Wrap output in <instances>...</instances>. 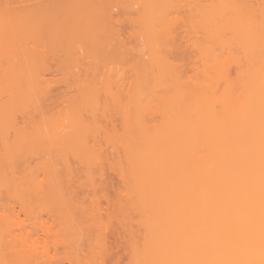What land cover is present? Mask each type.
Masks as SVG:
<instances>
[{
  "label": "bare ground",
  "instance_id": "bare-ground-1",
  "mask_svg": "<svg viewBox=\"0 0 264 264\" xmlns=\"http://www.w3.org/2000/svg\"><path fill=\"white\" fill-rule=\"evenodd\" d=\"M23 1L24 0H19V2H23ZM112 1L111 0H47V1H45L41 6L42 9L40 11V14L38 15V18L29 19L26 21V23H29V24H32V26L38 27V32H35L34 34L29 35L25 39L27 42L25 41V44L23 42L22 48L20 50L17 49L16 47H14V45H12V43H10V41L9 42L6 41L7 45L5 43V49H6L5 51H7V52H4V53L2 51L0 52V65H2L3 62H6L7 64L10 65V68L7 67V69H4V71H2V69H1L0 74L2 73V76L4 74L6 76V78H8V79L10 77L14 81H18V80L20 81V76L25 75V78H24V76L21 77V81H28L29 83L33 82V81L38 82V85H37L38 86V92H37L38 99L37 100H38V107H40V109L38 108V111L40 110L39 112H41V113H43V112L45 113L47 111L52 110L49 108V106H51V105H49L50 103H52V105L54 104L55 106L56 105L58 106L61 102L62 103L64 102V103H66V108L63 110H62V108L61 109L57 108L58 109V110H56L57 113L60 111L61 112L62 111H64V112L71 111L73 113V111H76V113L78 112L80 114L81 112H84V111L88 112L89 111V113L93 112L95 115V111L98 110V108L100 106V102H99L98 98H96L94 95L90 94V93H93L92 89H90L89 91L87 90L88 96L86 98L87 93L84 90H86L88 88L85 84H81L83 86L82 87L83 89H80L82 91H80L81 93L79 95L81 97L85 95V98H86L85 101L82 100L81 97H80V99H81L80 102L77 101L78 99L75 102L74 101L72 102V99H70V98L66 99V97H64V96H66V93H67V92L64 93L66 91L65 90V91H62V93H64L65 95L64 94L61 95L60 93L58 94V96L59 95L61 97L63 96L64 99L60 98V96H59L60 99L59 98L56 99V95H55V100H51L52 99L51 98L50 99L51 101L49 100L50 102L47 104V106H44L45 105V99H42V98H45L49 94L48 91H50L49 89L52 87H50L51 83L49 81L43 80V74L48 73L53 69L52 64H54V65L57 64L58 66L56 65V68H57L56 70H58V71L62 70L63 72L60 71V73L61 74L63 73L61 75L63 77L58 78V80L56 79V81H54L53 84H58V83L60 84L61 82H62L61 84H64L65 82H66L65 84L70 83L69 79L67 78V76L69 74L64 73V72H67V70L69 69L67 65L70 63V57H72L75 54L74 51L68 50V48L71 47L70 46L71 44H72V46H74L73 43L74 44L75 43L80 44L81 42L82 43L85 42V44L88 46V48H89V46L92 47V49H87V47H86L87 50H92V51H87V53L91 52L88 55L91 56V54H93L92 52L95 50L94 52H96V54H93V56L97 57L98 54H99L98 56H100V54H101V57H98V58L101 59L104 57L106 60L105 59H101V60L106 61V64H108V63L110 64L111 61L112 62L116 61V60H114L116 58L115 54H117L118 57L120 55V58L118 60H121L122 54H123V57L127 54V53L125 54L126 50H125L124 46H122L121 48H124L125 52L123 49L120 50L121 48L119 46H121V44H119V46H118L119 48L117 47L119 49V52L116 50L117 48L116 49L114 48L115 45H114V47L112 45V44H114L113 42H114V37L116 35V31H117V34L119 33V31L123 32V29H121L122 27L121 28L118 27L120 25L122 26L123 20L119 16H118L119 18L115 17V15H116V13H118L117 15H122V16L128 18L127 15H131V11H133V10L130 6H129L130 7L129 8L130 10H129V9H127L128 6L126 7L123 5V4L129 5V4H126L127 2L121 3L122 1L115 0L113 3ZM125 1H128V0H125ZM166 1H164V0L160 1L159 0V3L164 2V4H165ZM174 1L168 0L167 1L168 3H166V4H168V5H166L167 7L163 4V5H161V8H159L160 7L159 5L161 3L160 4L157 3L158 0H155V1L151 0V2H150L151 4L148 3V0H146V2L143 1L144 3L143 2L141 3L142 7H140L141 4L139 5V3H138L139 6H136L137 4L135 6L138 7L139 10H141V12H143L142 14H144V15H142L137 9L136 11L139 13H137L136 18L132 19V21L135 19L136 20L139 19V21L137 20L138 21L137 25H141L140 21L142 20L144 23V24H142V27L146 24L144 29L147 30V28H148V30L146 32L151 30L149 28L150 26H148L147 23H149V22L151 23V25L153 27L152 30L155 31V32L153 31L154 35H158V37L160 36L162 41H160V38H156V36L148 37L150 39H148V38L147 39L150 42L149 43L150 45H151L152 41L153 42L155 41L154 39H156L155 42L159 41L158 43L161 45V47H159L160 46L159 45L157 48L158 49L157 51L160 52V50L161 49L162 50L160 53L157 54L156 59L159 60L160 58H162L161 59V61H163L162 66L167 65V66H165L167 69H161L162 71L160 70L159 73L160 74H162V72L164 73V70H166L167 72L171 71V73H169V76H170V74L171 75L173 74L174 76H176V77L170 76L171 79L174 78L175 80H177L180 77H181L180 79H182V80L184 79L185 84H184V81H181V82H183V84L181 82L177 81L178 83H181V86H179L180 84L177 85L178 87L176 85H174L176 89L174 88V86H173V88L177 91L178 90L181 91L182 95H184L186 98H189L190 96H192V92H190V90H192V88H197L196 85L199 87V84H197L198 82L195 81L196 80L195 76L193 77V75H191V76L186 75L188 80H189L188 76H190V78L195 79V80L194 79L189 80L190 81L189 83L191 85L188 84V80L185 79V76L181 73H185L186 71L188 72V70H186L188 68H189V70L191 69L190 62L188 60H190V58H192L191 55L193 54L192 52L194 51L196 46L200 47V43L198 44L199 41L197 42V45H196V40L192 39V37H191V35L193 34L192 32L195 31V29H196L195 27L198 25L195 26L194 20L191 21L192 18L191 19L189 18V20L187 18V16L192 12H189L188 15L183 13L184 14V18H183L182 12L180 14L179 11H180V9L182 11L184 9V7H186V6H188V10L191 11L192 9L195 8V6L198 8V7L202 6V4L200 5L201 0L199 2H195V3H194V1H196V0H186L187 2L185 0L184 1L181 0V2H184V3H181L178 0H174ZM188 1H190V3ZM213 1L211 0L210 5H212ZM217 1H216L217 5H214V6L212 5L213 7L209 5L210 7H208V8L212 7L213 9H216L217 6L220 5L218 3L224 4L222 2H217ZM248 1H250V0H247V2ZM117 2L120 4L119 6L121 7L122 10L118 6ZM185 2L188 5H186ZM128 3H130V1ZM146 3H148V4H146ZM191 3H192V5H193V3L195 5L191 6L190 5ZM198 3L200 6L198 5ZM228 3H231V2L229 1ZM248 3H250L249 5L252 6L251 1ZM154 4L157 6H155ZM244 4H245V1H244ZM130 5L133 7L132 3ZM205 5L203 4V6H205ZM143 6L147 10V11L145 10L146 11L145 13L143 11L144 10ZM153 6H155V7H153ZM116 7H117V9H116ZM190 7H192V8L189 9ZM220 7L221 6H219L218 8H220ZM156 8L158 10L159 9L162 10L165 8L166 11L168 12L166 14L169 15L168 16L169 18L165 17L166 18L165 21H167V22H165L166 24L164 23L162 25L163 27L161 26V24H162L161 20L164 21L165 18L163 17V18H161V20L158 19L159 20L158 23L161 22L160 28H162L163 30L162 29L159 30V29L155 28L156 27L155 24H158L155 22L158 21V20H156L158 17L159 18L161 17L160 14L163 15L166 11L164 9L163 11H165V12L160 13L159 14L160 16L157 17L156 15L160 11L157 12ZM153 9H155L157 13L155 12V10L152 11ZM128 12H130V14H128ZM133 12H135V10ZM148 12H152L151 17H153L152 15H154L153 18H155V19L152 20V18L149 17L151 19L149 21V18L147 17V15L150 16V14H147ZM175 12L176 13L179 12V15L178 14L174 15L173 13H175ZM154 13H156V15ZM169 13H172L171 15H173V16H171ZM138 14H139V17H138ZM140 14L143 17V19L140 18L141 17ZM163 16H166V15H163ZM178 16L180 17V21L181 20L184 21L187 18L188 21L185 20L184 23L189 24V26L194 25L193 27L191 26L193 29L192 32L189 33L187 31L188 32L187 38L189 39V41L186 40L187 41V43L185 44L186 46L185 45L182 46L181 45L182 43H180L181 42L180 40L183 39L182 42L184 41V36L182 35L183 36L182 38L181 37L178 38L179 37L178 33L180 34V32L177 33L176 31H174V28L176 27V25L180 24ZM189 17H192V15H190ZM119 19L122 21H120ZM146 19H148V20H146ZM144 20H146V21L144 22ZM137 21H135V23H137ZM186 21L187 22L191 21V24L187 23ZM120 22H121V24H120ZM139 22H140V24H139ZM126 23H128V22H126ZM116 26H117V30H116ZM157 27H158V25H157ZM183 27H184V25H183ZM139 29H140V27H139ZM179 29H180V27H179ZM176 30L178 31V29H176ZM114 31H115V33H114ZM99 32L102 34H100ZM122 32H120L118 34V36H120ZM141 33H142V31H141ZM111 35H113V36H111ZM118 36L116 35L115 41H116V38ZM188 36H190V37H188ZM162 37L164 39H162ZM110 38H113V39H110ZM190 38H191V40H190ZM118 39H120V40H118V42L120 41L122 44H125V40L127 39V37L124 38L125 39L124 42H122L123 39L121 38V36H120V38L118 37ZM121 39H122V41H121ZM28 40L29 41L31 40V42H28ZM30 43H32V44H30ZM82 43H81V47L83 45ZM163 43L165 44V46L164 45L162 46ZM203 43H205V41ZM78 46H80V45H78ZM189 46H191V47H189ZM162 47H165V49ZM203 47L205 48V46H203ZM8 48H9V50H8ZM207 48H209V47H207ZM207 48H205V49H207ZM27 49H28V51H27ZM192 49H193V51H192ZM197 49H199V48H197ZM201 49L202 48H200L198 51H200ZM205 49L203 52L202 51L198 52L199 56L205 57L208 54V49H207V51H205ZM60 51H61V53H60ZM81 51H82V49H81ZM203 53H206V54L204 55ZM219 53H220V56H219V59L217 60L219 63L216 62L217 65L214 66V69L219 70L221 72V71H223L222 70L223 67H225L224 66L225 64L222 65V63H224V62L227 63V62L225 61L226 59L225 60L221 59V53L222 52H219ZM74 56H79L80 58H83L82 55H78V54L74 55ZM93 56H91V57H93ZM79 57H75V58H79ZM75 58H74V60L76 61ZM174 58L175 59L180 58L179 62H178V59L176 61ZM194 58H196V57L194 56L193 59ZM200 58H202V57H200ZM122 59L125 60V58H122ZM185 59L187 60V62ZM202 59H204V58H202ZM194 60L196 61V59H194ZM194 60H193V62H194ZM229 60H230V58H229ZM191 61H192V59H191ZM220 61L221 62L223 61V62L221 63ZM96 62H98V61H96ZM96 62H94V60H92V63H96ZM193 62L191 64H193ZM204 62H206V60L205 61L203 60V63ZM127 63H128V61H127ZM151 63H153V62H151ZM106 64H105V66H106ZM188 64H189V66H188ZM205 64H207V62L204 63L203 66ZM211 64L212 63H210V65ZM227 64H228V66H230L229 63H227ZM78 65H80V64H78ZM185 65H187L186 66L187 68L185 67ZM66 66H67V68H66ZM137 67L139 68L138 65L136 66V69H137ZM165 67H163V68H165ZM216 67L217 68L219 67V68L216 69ZM221 67H222V69H221ZM157 68L158 67H156V69ZM65 69H66V71H64ZM107 69H108V67H107ZM168 69H169V71H168ZM202 69L205 70L207 68H206V66H204V68H202ZM208 69H209V67H208ZM204 70L200 69L199 72L202 73V71H204ZM225 70H226V68H225ZM52 71H54V70H52ZM133 71H135V69ZM207 71H209V70H207ZM100 72H101V70H100ZM206 72L204 73L205 80H206V75L208 76V73L206 74ZM68 73H70V71ZM160 74H156V77L157 78H158V76L160 77ZM179 74L183 75V76H180ZM72 75H73V72H72ZM72 75H70V76H72ZM75 75H76V72H75ZM75 75H73L74 78H75ZM70 76H68V77H70ZM72 77H70V78H72ZM99 77H101L100 74H99ZM152 78L154 79L155 76L154 77L152 76ZM61 79H64L65 82ZM65 79H68L69 82H67V80H65ZM51 80L53 81V79H51ZM157 80H156V85L157 84L159 85L160 83H158ZM159 80H160V78H159ZM186 80H187V83H186ZM6 81H8V80L6 79ZM71 81H72V79H71ZM139 81H135L136 84L134 82L131 83L132 85H130V86H132L131 87L132 93H128V90L126 91L121 86L118 87L117 92H115L114 89H112L113 84H112V82H110V79H109V81H108V79H107V81H105L106 82L104 84L105 86L103 85L105 87V92L103 91L105 94V98L101 103L103 113H104L103 114V120H104L103 124L100 122L98 117H95L93 115V113H91L93 115V118L90 121V123H89V121L85 122L82 119V116H79L76 118L73 116V117H70V119L72 118L70 120V119H65L62 117H60V118L52 117V116L47 117L44 115V117H42L41 119H38V151H37L38 155L34 154L33 149H32L33 152L30 154L29 151H32V150H30L32 147L30 146L31 148H29V147H26V145H25L26 148H23L24 145L22 147L20 146L21 147L20 149H23L22 151L16 150V152H15L14 148L11 147L10 144L6 140V142H7L6 144L8 147L3 148V146H2L0 148V191L2 190L1 188L4 189L5 186H3V185L7 186L9 182H10L11 186H14V189L16 191L19 192V190L21 188V191L24 193V196H23L24 198L23 199L20 198V201H22V203H23L22 211L25 212L29 218H31V216H32V211H30V208H29V204L31 205V203H29V202L30 201L31 202L32 201L37 202V204H38V226H36V227L34 226V231H35V233L38 234V241L36 238L33 237V229L32 230H26L24 233L19 235V237L16 234H14L13 226L15 224H19L21 226V225H25V223H24V221H20L23 223L16 221L14 219L11 211L8 212L6 210H1L2 205H5V204L0 202V264H29L31 262L30 257L33 255V253L34 254L36 253L35 251L37 249H38V252L35 255L38 257V264H65L66 261L69 264H109V262H110V264L112 262H113L112 264H120V263H123V261L121 259H123L125 257V256L124 257L122 256L123 251L121 250V246H122L123 250H125L124 255H126L127 253H128V255H134L135 252L137 253V249H138V247H137L138 242L137 241L138 240L136 239L137 236L134 234L135 230H134V228H132V226H131L132 224L129 223L128 225L127 224L122 225L119 223L121 226H123L125 228V229H122L120 231L117 228V226L114 225V220H115L114 217H117L116 213H115L116 212L115 208H117V206L115 205L116 197H118V201H117L118 208L121 209V201L127 200L128 199L127 197H129L128 193H127V186H128V183L130 182L131 179L135 178L136 176H141V177H144L145 179H150L151 177H154V176L155 177L164 176L163 178H169L170 179V178H173L177 175V173H178L177 170H179V167H180V165H179V163H180L179 158L180 157L178 156L180 148L178 149L177 139L179 138L180 135L184 136L183 133L182 134L180 133V132H182L181 130L184 126L182 124H180V125L175 124V125L171 126L170 120L171 119L176 120V117L180 116L179 113H181V112L183 114H187V116H189V113H190L188 111V104H187L188 102L190 103L189 100H187L188 102H186V103L184 102L185 104L183 103V101L185 99L182 100L183 105L181 104V102H179L180 104L178 103V100L179 101L181 100L180 99L181 97H179L180 96L179 91H178L179 94L173 93L174 96H176L177 94L179 96L177 95L178 96V97L176 96L177 98L173 97V102L171 101L172 105H173V103H175V101H176L174 99H177L175 104H177V106H179V107L173 106L172 108H174V107L175 108L173 109V111L171 108L170 109L171 112H168V110H167L168 114L171 113V115L169 114L167 117L165 116V115H167L166 112L164 113L163 110L160 111V109L157 110V108L153 109L154 105H156V104H157V107H159V108L161 107V106H158L162 103L160 101L161 98H157L159 96L158 94H157V96H156V94L154 95V97L157 98L158 102H157V100L152 99L153 96L150 98L148 95L149 99H152V100H150L151 103H152V101H153V103L156 102L154 105H153V103L150 104L147 97L146 98L148 101L144 102L145 104H147V107L149 104H150V106L153 105V107L149 106L148 109L141 108L139 105L140 104V99H139L140 94L138 96L139 98L136 97L137 96L136 93H138V92L140 93V91L142 90V87L140 85V83L142 81H140V83H139ZM192 81H193V83H195V87H193L194 85H193ZM29 83L27 85H29ZM80 83H83V82H80ZM12 84H10L11 87H13V86H16V87L20 86L19 88L23 87V85H21V84H23V82H21V84L16 83V85L14 84L13 86H12ZM142 84H144V83H142ZM154 84H153V86H154ZM135 85H136V89L133 88V87H135ZM209 85H211V83ZM1 86H4V84L0 85V89H1ZM29 86L32 87L31 85H29ZM66 86H68V85H66ZM153 86H151V88ZM191 86H192V88H191ZM24 87H23V90H24ZM98 88L99 87H97V85H96V90ZM151 88L149 90H151ZM9 89H11V88H9ZM17 89L18 88H16V90ZM32 89H33V87L30 90H32ZM100 89H98V90L100 91ZM102 89H103V87H102ZM102 89H101V91H102ZM138 89H140V90H138ZM13 90H15V89H13ZM199 90H201V95H203L204 94L203 89H201V87H200ZM20 91L22 92V89ZM83 91L85 92V94ZM93 91H94V89H93ZM16 92H15V94H16ZM129 92H130V90H129ZM51 93H52V91H51ZM81 94H83V95H81ZM89 94L91 95V97H89ZM147 94H148V92H147ZM16 96H19V95L17 94ZM16 96H15L14 100H12L13 102L11 101L10 104L12 103V105H14L13 103H16V101L19 99ZM39 96L40 97L43 96L41 98L42 100L39 99ZM187 96H189V97H187ZM258 97L261 99L258 100L257 98H255V99H257L256 102L258 101L259 104H262L261 105L262 108L258 107L259 104L258 105H257V103L255 104V102L253 101L254 99H252V101L250 100L252 102V104H250L251 106H249L250 109H251V107H254V105H256L255 106L256 111L254 110V112H253L254 114L252 116H249L250 117V118L248 117L249 119H247V117H245L246 119L244 120L245 123L248 120L247 123L250 124V126L252 125V127H250L251 129L248 128V131H246L245 133H241V134L239 133L238 134L236 127H235V130L233 128H230L231 131L229 132V134H230L229 136H231L230 139L232 141L231 142L232 146L229 147V149H228L229 163L227 165L228 166L227 177L224 179L221 175H219L218 181L215 182V179L212 180V182H214V183H213V187H212L213 193L211 195L207 196V194L204 195L200 192L201 194H198L194 198V199H197L198 204L196 205L197 208H195L196 203L194 204V208L197 209V211H195L196 213L193 211V213L195 214V218L194 219L192 218L191 225H190V219H191L190 218V212H192L191 210H193V209H191V210L189 209L190 205H191L190 203L192 202L190 197L184 196V198H183V201L186 204V205L185 204L184 205L189 207L188 210H190V211L188 212L187 207L182 209V210L181 209L178 210L176 208L174 209L172 204H171L172 205V207H171V205L169 203L174 200L173 199L174 196L173 197L170 196L169 195L170 192L167 193L168 195H166V196L164 195V198H162L163 202H166L167 204H169V206H167L168 208L166 207L167 209H165V208H164L165 210L163 209L164 212L162 211L163 214H162V219H161L162 221L161 222L163 225L160 224L159 227L155 225L154 226L155 228L153 227V225H151V227H150L151 229L148 228V231L150 234L156 233V231H157L156 235L161 234L160 238L162 237L161 239L160 238L158 239L157 238L158 236L156 237L154 235V238L158 239V240H155V239H152L153 235H151L152 238L149 235L148 240H150V239L153 240V241L152 240L148 241V242H150L148 244V246L150 245V248L152 249V251L155 250L156 252L160 253V251L170 249L167 247H169V245L171 247V244L173 243V242L171 243L172 239L173 238L176 239L177 236H178V239H180L177 242L184 240V243L186 244V246H188V245L190 246L191 244H187V242L189 241L188 237L190 236V231H192L194 229L193 233L194 234L197 233L198 237H200V238H198L199 240L195 244L199 243L198 244L199 246H200V244H202L203 246H200L202 248H199V247H197V245H193V246H195L194 250L195 249L196 250L194 252L193 247H192L193 252L191 254L196 255L195 254L196 251H197V254H199V252H200V254L203 253V256L204 255L206 256V258H205L206 260L205 261L202 260L201 264H264V93L261 97L260 96H258ZM137 98L139 99V103L136 101V100H138ZM20 100H22V99H19V101ZM30 101H31V99H30ZM42 103H44V104H42ZM158 103H160V104H158ZM186 104H187V106H186ZM3 105L4 104L1 102L0 107H3ZM181 107H182V109H181ZM16 111H17V109H16ZM176 111H177V113H176ZM10 112H12V111H10ZM71 112H70V114H71ZM117 112H119L118 114H119L120 120H121V121H119L118 125L116 123V118H117L116 113ZM57 113L55 112V114H57ZM162 113H164V114H162ZM172 113H174L173 117H172ZM183 114H181V116L178 117L177 120L179 118L182 119L184 116ZM175 115H176V117H175ZM157 116H160V117L163 116L166 118L165 119L159 118L161 123H160V121L155 122ZM16 117L13 118V116H12L10 118L12 119V121L14 120V122H16V119H15ZM170 117H172V118H170ZM1 119L2 118L0 117V124H2V122H3V120H1ZM162 120L169 123V124L163 122ZM185 120H186V118H185ZM31 121H33V120H31ZM157 121H158V119H157ZM28 122H26V123L28 124ZM36 122H37V120H36ZM36 122L34 121L33 123H36ZM77 122L79 124H77ZM83 122L86 123L85 124L86 126H84V127H83V124H84ZM8 123L10 124V122H8ZM158 123L162 124L163 128L162 127L159 128ZM17 125H18V123H17ZM25 125L20 126V128L18 127L19 130L20 129L21 130L17 135H19L20 138L23 137L25 142L29 143L28 139L35 138L37 132L35 134L30 133L28 131V128L24 127ZM0 126L2 127L3 125H0ZM74 126L77 128L74 129ZM159 126H161V125H159ZM118 127L122 130L120 131V129ZM165 127L166 128L168 127L170 129V131L168 130L169 131L168 132L167 131L168 128L165 129ZM185 127L190 128L188 125ZM247 127H249V125ZM32 128H34V127L32 126ZM100 128H101V130H104V133H105V135H104L105 138L104 137L103 138L106 139L105 140L106 141V147H101L99 145H98L99 146L98 147L96 145L97 142H99V140L96 139V138H98L96 135H98L100 133L99 132ZM4 129H5V127H4ZM165 132H167V133H165ZM157 134H158V136H159V134L160 135L162 134L163 137L165 135V138L167 136V143L169 142L168 144H170V145H168V144L166 145V147L168 149L164 148L165 151L163 152V154H165L167 157V164L163 163V164L158 165V166H160V168H162V171L160 170L159 172H156L157 170L154 171V169H153L154 165H152V162L150 161L149 157L137 159L136 157L132 156V153L134 152V149L132 148V142L133 143L135 142L137 144L139 143L138 145H142V142L144 140H146V138H148L149 136H152V135H157ZM187 134H189V133H187ZM198 134H200V133H198ZM170 136H172L171 137L172 139H170ZM89 139H91L93 142L89 143ZM21 140H22V138H21ZM239 140L244 142L245 144H243V146H239V144L236 145V142ZM1 141L3 142V139ZM95 141H97L96 144H95ZM116 142H118L117 145H119V147L118 146L115 147ZM27 145H30V144H27ZM110 146L112 148L111 151L109 149ZM166 150H168V151L166 152ZM114 151L117 152V154H118L117 155L118 159H116V160L114 159V153H113ZM147 153H150V154H148L150 156L152 152L147 150ZM121 154H123V155H121ZM34 156L35 157L38 156V159H39L38 160V174H37L38 175V181H34L32 179H26L25 180V177H29L30 174L32 175V173H33L32 169L36 167V166L33 168L29 167V164H26L27 166H25V167L30 168L29 170L27 169L29 172L26 173L27 170L25 171V173H26L25 177H24V174L21 175L24 177V181L23 180L22 181H20V180L19 181L18 180L17 181L16 180H9V177L11 175L12 176L15 175V173H14V171L16 170L15 168H17L16 167L17 165H20L19 163L21 161L26 163V162L30 161L32 158H34ZM72 157L76 158V159L80 158L82 164L80 162H79V164H81V166L78 164L75 165L74 163H72ZM219 161H217V162H219ZM215 164L219 165L220 163H215ZM82 165H84L86 167V169H83ZM221 165L222 164H220L219 166H221ZM105 167L112 172H116V171L118 172L120 179H122L121 180L122 183H120L121 185L119 183H117V184H119V185H117L118 187L115 186V183L112 182L111 177L109 176L110 173L107 174V172H105ZM138 168H141V169L143 168L144 172L138 171ZM221 168H223V167L221 166ZM9 172H11V175H9ZM40 173H42L43 177L42 176L40 177ZM82 175L85 178H82L81 177ZM163 178L161 177L162 180H163ZM166 183H169V186H170V182H166ZM204 185H202V186H204ZM122 186H123V188H122ZM167 187H168V185H167ZM18 188H19V190H18ZM169 188H171V187H169ZM206 189H204V190H206ZM199 190H197V192ZM22 192H20V193H22ZM172 192H174V191L172 190ZM205 193H207V192L205 191ZM12 194H13V192H12ZM16 197H17V195H16ZM33 197H35L37 199V201L34 200ZM17 198H19V195ZM87 198L90 199L89 200L90 205L85 207V206H83L82 203H83V200H87ZM103 199L107 202L106 211H104L102 208L100 209V204H101L100 201ZM189 199H190V201H189ZM35 202H33V204ZM174 202H176V201H174ZM187 202H188V204H187ZM162 204H164V203H162ZM110 205H112L111 206V208H113L112 210L110 208ZM164 206H166V205H164ZM162 207H163V205H162ZM34 212H35V210H34ZM98 212H99L100 216L102 214L105 215L106 219L105 220L103 219L99 222H97V220H94V218L96 219V216L98 219V217H99ZM120 213H122V211L119 212L118 214H120ZM124 213H126V212H124ZM124 213L120 214V216H122L123 219H121V220L119 219V221L122 223V221L124 220L126 223H128L129 221L126 219L128 217L127 216L128 214L127 215L125 214L126 215L125 216V215H123ZM157 213H154V214H157ZM43 214H47L49 216L48 218L51 219V222H50V220H48V218L43 219V217H42ZM32 217H35V215ZM177 217H178V219H177L178 223L174 224V222H177L176 221ZM89 219L90 220L93 219L94 221H90ZM193 220H194V222H193ZM158 222L160 223V220ZM163 222H166V225ZM192 223H193V226H192ZM16 228H17V225H16ZM121 231H123L124 233L126 231V233L128 232V234H129L128 235L125 233L126 234L125 238H123L124 237L123 235L121 236V239L123 238L124 241L126 240L125 243L123 240H120V241H123V243L122 242L119 243V240H117L118 243L115 241L116 237L118 236L117 234H119V232H121ZM136 231H138V230H136ZM40 234H42V236H40ZM120 235H121V233L119 234V236ZM111 237L115 238V239H112ZM85 238H86L87 242L89 243V245L87 244L88 246H86L87 249L85 248V244H84V243H87L84 240ZM118 238H120V237H118ZM186 239H187V241H186ZM173 241H175V240L173 239ZM192 243H193V241H192ZM121 244H123V245H121ZM173 244L178 245L176 243H173ZM180 245L181 244H179V246ZM186 246L184 247V249H188V248H186ZM60 247H62V248L64 247L65 251L59 252ZM52 249H54V253L51 254ZM85 249L87 252L85 251ZM181 249L184 250L183 247ZM127 250L129 252L126 253ZM173 250H174V248H173ZM130 251H131V253H130ZM169 251H168V253H169ZM165 252H163V253H165ZM188 252H190V250ZM163 253H162V255L166 256ZM152 255H153V252H152ZM172 255H174V254H172ZM172 255H170V256H172ZM182 257H184V256H182ZM165 259H166V257H165ZM197 259H198V257H197ZM184 260H186V258ZM200 260L198 261L199 264H200ZM165 261H167L169 263L170 261L173 262V259L172 260H165ZM167 262H165V263L168 264ZM172 262L169 264H174V262L173 263Z\"/></svg>",
  "mask_w": 264,
  "mask_h": 264
},
{
  "label": "rangeland",
  "instance_id": "rangeland-1",
  "mask_svg": "<svg viewBox=\"0 0 264 264\" xmlns=\"http://www.w3.org/2000/svg\"><path fill=\"white\" fill-rule=\"evenodd\" d=\"M45 1H47V0H24L23 2H19V0H0V52L1 51L3 53L7 52V51H5L6 50L5 49L6 41H8V42L10 41V43H12V45H14V47H16L17 49L20 50L22 48L23 42L25 44V41H26L25 39L29 35L34 34L35 32H38V27L32 26V24L26 23V21L29 20V19L38 18V15L40 14V11L42 9L41 6H42V4ZM114 1L115 0H113L112 2L114 3ZM120 1H122L121 3L127 2L126 4H129V5H125V4H123V5L126 6V7L128 6L127 9H129L131 7L133 11L135 10V12L131 11V15H127L128 18L124 17L122 15H117L118 13H116L115 17L119 16L123 20L122 21V20L119 19L120 21H122V26L120 25L121 22L119 24L120 26H118L119 28L122 27L121 29H123V32L119 31V33L122 32L120 36L123 39V41H122V39H121V41L124 42V40H125L124 38H126V37H127L128 40L127 39L125 40V44H122L120 41L118 42V40H120V39H118V37L120 38V36H118L119 33L117 34V31H116V35L118 37L116 38V41H115V37H116V35H115L114 42H113L114 44H112V45H113V47L115 45V47H114L115 49L119 46V44H121V46H119L120 48L122 46H124L126 52H125L124 48H121L120 50L123 49L125 54L127 53L126 55L128 57L125 54H124L125 56L123 57V54H122V58H125V60H123L122 58H121V60H118L120 58V55L118 57L117 54H115L116 58L114 60H116V61H113V62L111 61L110 64L109 63L106 64V61L101 60V59H105L104 57L101 58V59L98 58V57H101V54H100V56H98L99 54L97 53L98 55H97V57L95 56L96 58L93 56V54H96V52H94L95 50L92 52L93 54H91V56H93V57L88 55L91 52L87 53V51H92V50H87V49H92V47L89 46V48H88V46L85 44V42L84 43L81 42L83 44L82 45L83 48L81 47V43L80 44L75 43L76 45L73 43L74 46H72V44H71L70 45L71 47L68 48V50L69 51L70 50L74 51V53H75L74 55H77V54L78 55H82L83 58H80L79 56H74V55H73L74 57L73 56L70 57V63L67 65L70 70L68 69L67 72H64V73L69 74L68 76L72 75V72H73V75H75V72H76L75 78H74L73 75H72L73 77L70 76L72 78L67 76V78L70 80V86L72 85V87L69 90L68 86L65 85L66 82L64 81V79H61V80H63L65 82V83L63 82L64 84H59V85L55 86V84H53V82L56 81V79H53V78L60 77L63 73L62 74L60 73V71H62V70H60L59 73H58V70L57 71L56 70H54V71L51 70L50 71L51 73L48 72V73L43 74V80L44 81L45 80L49 81L51 83L50 87H52V88L49 89L50 90V91H48L49 94L48 95L46 94L47 95L46 97L44 96L45 98H42L43 96L42 97L39 96V99H41V98L45 99V105L44 106H47V104L52 100L51 98L54 97L56 91H58V92L60 91V94L62 93V91H65V90L66 91L64 93H66V92L68 93V91H74L75 94H79V91H78L79 89H78V87L75 84L77 82H83L81 84H85L87 86V88H88V89H86L85 88L86 86H85L84 88L86 90H84V91L87 93L90 89H92L93 93H90V94L94 95L96 98L99 99L100 106H99L98 110L95 111V115H94L93 112H91V113H93V115L95 117H98V119L100 120V122L102 124L104 123V120H103V114L104 113H103V109H102L101 103H102V101L105 98V94H104V92H105V87L104 86L105 85L104 84L106 83L105 81H107V79H108V81L110 79V82H112V84H113L112 85V89H114L115 92H117L118 87L121 86L126 91L128 90V93H132V90H131L132 86H130V85H132L131 83H133V82L135 83V81H139V80L142 81L141 83L139 81V83H140V85L142 87V90L140 91V93L139 92L136 93V95H137L136 97H138L139 94H140V98L138 97L140 99V104H139L140 107L148 109L150 104L153 103V101L151 103L150 100H152V99L157 100V98H161L162 100L160 99V101L162 103L161 104L158 103V104H160L158 106H161L160 108L157 107V104L154 105L156 102L153 103L154 107H153V105H151L150 107H153V109L157 108V110L160 109V111L163 110L164 113L166 112V114H167V115H165L166 117L169 114L171 115V113L168 114V112H171L170 109L173 106H175V107L177 106V104H175L177 99H174L176 101L172 105L173 97H176L180 93V96L179 95L178 96L181 97L180 98L181 100L180 101L178 100V103L181 102V104H182V100H184V99L186 101L184 100L183 103L184 102L185 103L188 102L187 100L190 101V103L189 102L187 103L188 104V111L190 112L189 116H187V114H183L182 112L179 113L180 116H181V114L184 115L183 118L186 116L185 117L186 120H185V118L184 119L183 118L182 119L179 118L177 120V118L180 117V116L176 117L177 111L175 113L176 114L175 115L176 120H173V119L170 120L171 121V124H170L171 126L175 125V124H179V125L182 124L184 126V127L182 126L183 127L182 130H181L182 132H180L181 134L183 133L184 136L180 135L179 138L177 139L178 149L180 148V151L178 153V156L180 157L179 158L180 167H179V170H177L178 173L176 172L177 175L175 177H173V178H170V179L169 178H163L164 176H157V177L154 176V177H151L150 179H145L144 177L136 176L135 178L131 179L130 182L128 183V186H127V193H128L129 197H127L128 198L127 200H122L121 201V209L118 208V203H117L118 197H116L115 205L117 206V208H115L116 209L115 213H116L117 217H114L115 218L114 225H116L117 228L120 231L122 229H125L120 224H122V225L123 224H127L128 225L129 223H131L132 225L131 224L130 225L135 230V233L134 232L133 233L137 236L136 239L138 240L137 241L138 242L137 243L138 249L136 248L137 249V253L135 252L134 255H128V253H127V252H129L128 250L126 251L127 254L124 255V251L125 250H123V248L121 246V250L123 251V255L122 256L123 257L125 256L124 257L125 259L122 257L124 260L121 259L123 261V263H120V264H166L165 262H167V261H165V260H172V259H173L174 264H196V263L199 264L198 261L201 259L200 260V264H201L202 260L203 261L206 260L205 259L206 256L204 255L205 256L204 257L203 253L200 254V252H199V254H197V251L195 253L196 255L191 254L193 252L192 251V247H193V250H194V247H195L193 245H197V247H199V248H202L200 246H203L202 244H200V246H199L198 245L199 243L195 244L199 240L198 238H200V237H198L197 233H195V234L193 233L194 229L192 231H190V236L188 237V239H189L188 242L189 243L187 242V244H191L190 246L189 245L186 246V244L184 243V240L183 241L181 240L180 241L181 243L177 242L180 239H178V236L177 237L175 236L177 240L175 238H173L175 241H173V239H172L171 243L173 242V243H176L178 245L170 243L171 247H170L169 244H168L169 247H167V248H170V249L166 248L167 250L160 251V253H158L155 250L152 251V249L150 248V245L148 246V244L150 243L148 241H151L152 239L158 240L160 238L161 234L156 235L157 231H156V233L150 234L149 231H148V228L151 229L150 228L151 225H153V227L155 225L159 227V225L162 224V222H161L162 221L161 220L162 219V214H163L164 210L168 208L167 206H169V204L170 205L172 204L174 209L176 208L178 210H180V209L182 210V209L186 208L187 206H185L186 204L183 201L184 196H189L190 199L192 200V202L190 204L193 207L191 205H190V208L187 207V211L188 212L191 209H193V210H191L192 212H190V218H191L190 219V225H191L192 218L193 219L195 218V214L193 213V211L194 212L197 211V209H195V208H197L196 205L198 204L197 199H194V198L198 194H201V193L204 194V195L207 194V196L211 195L213 193L212 192V187H213V183H214V182H212V180L215 179V182L218 181V178H219L218 176L219 175H221L224 179L227 177V174H228L227 173V170H228V166L227 165L229 163L228 149H229V147L232 146V143H231L232 141L230 139L231 136H229L230 135L229 132L231 131L230 128H233L235 130V127H236V129L238 131V134L239 133L240 134L241 133H245L246 131H248V128L251 129L250 127H252V125L250 126V124L247 123V121H248L247 120L246 123L249 125V127H247L248 125L244 121L246 119L245 117H247V119H249L250 118L249 116H252L254 114L253 113L254 110L256 111V107H255L256 105L253 104L255 108L251 107V109H250V107H249V106H251L250 104H252V102H251L252 99H254L253 101L255 102V104L257 103V105H258L259 102L258 101L256 102V100L257 99L258 100L261 99L258 96L261 97L263 95V93H264V88H263L264 87V85H263L264 84V0H257V1L256 0H250L252 2V6L249 5L250 3H248V2H250V1L247 2V0H241L243 3L240 0H228V1L227 0L226 1L225 0H221V1L220 0H218V1L216 0L217 2L224 3V4L218 3L220 5H218L216 9L212 8L214 5H217L215 0H214L215 2L212 0L213 1V3H212L213 6L210 5L211 4V0H201V1L200 0H198V1L196 0V1H194V3L200 1V5L202 4V6H200L199 3H198V5L200 7L197 8L195 6V8L192 9L193 11L192 10L191 11L188 10V6H186L187 8L184 7V9L182 11L180 9L179 12H180V14L182 12L183 18H184V14L188 15L189 12H192V13H190L187 16V18H188V20H189V18L190 19L192 18L191 21L194 20L195 26L198 25V26L195 27L196 28L195 31L192 32V30H193L192 27L194 25L193 26L192 25L189 26V24L184 23V21L187 20L186 17H185L186 19L184 21H182V20L180 21V17L178 16L180 24L176 25L177 28L175 27L174 31H176L177 33L180 32V34L178 33V36H179L178 38H180V37L182 38L184 36V41L185 42L184 41L182 42L183 39L180 40L181 41L180 43H182L181 45L184 46L187 43L186 40L189 41V39L187 38L188 32L189 33L190 32L193 33L191 35V37H192V39L196 40V45H197L198 41H199L198 44L200 43V47L196 46V48L194 49V51L196 50L195 52L192 49V51H193L192 53L194 55L192 54L193 55V56L191 55L192 58H190V60H188L190 62L191 69L190 70H189V68L186 69V70H188V72L186 71L187 73L185 72L186 74L185 73H181V74H183L185 76V79H187L186 75H190V76L193 75V77L195 76L196 80L194 78H190V76H188V78H189V80L194 79L196 82H198L197 84H199V87L196 85L197 88H192V86H191L192 90H190V92H192V96H190V97L187 96L189 98H186L184 95H182L181 91L178 90L179 91V93H178V91L175 90L176 88H175L174 85L177 86V85L180 84L179 86H181V83L183 84V82H181V81H184V84H185V80L184 79L183 80L180 79L181 78L180 76H183V75L179 74L180 75L179 79L175 80L174 78H172L173 79L172 80L170 76H174V75L170 74V76H169V73H171V71H169V69H168L169 72L164 70V73L163 72H162V74L159 73V71L161 69H167L165 67L167 65L162 66V63H163V61H161L162 58H160L159 60L156 59L157 58L156 57L157 54L160 53L161 50H162V49L161 50L159 49L160 52L157 51L158 50L157 48L160 45L158 43L159 41L155 42L156 39H154L155 41L154 42L152 41L151 45L149 44L150 42L148 41V39H150V38H148V37L156 36V38H160V36L158 37V35H154L155 31L152 30L153 27H152L151 23L149 22L147 24H148V26H150L149 28L152 31L149 30L148 32H146L148 30V28H147V30L144 29L146 24L142 27V24H144V23H143V21L141 19H140L141 20L140 21L141 25H137L139 19H137L138 21L136 19L132 21V19L136 18L137 13H139V12L141 14L143 13L136 6H139L143 1L146 2V0H140L141 2L139 0H128V1L120 0ZM129 1H130V3H128ZM134 1L135 2L137 1V2L135 3ZM164 1H166V0H164ZM167 1H166V3H168ZM178 1L181 2V0H178ZM229 1L231 3H228ZM244 1H245V4H244ZM150 2H151V0L150 1L148 0L149 4H151ZM188 2L190 3V1H188ZM119 3H118V6L121 4V3L120 4ZM131 3L133 5V7L130 5ZM138 3H139V5H138ZM148 3H146V4H148ZM157 3H159V0H158ZM166 3L164 4V2H162L159 5L160 6L159 8H161V5H163V4L165 6L168 5ZM181 3H184V2H181ZM194 3H193V5H195ZM203 4L204 5L206 4V5L203 6ZM186 5H188V4L186 3ZM190 5L193 6L192 3ZM209 5L212 6V7L208 8V7H210ZM144 6H143V8H144ZM155 6H157V5H155ZM155 6H153V7H155ZM219 6H221L220 7L221 9L218 8ZM140 7H142V4H141ZM191 8L192 7H190L189 9H191ZM116 9H117V7H116ZM120 9H121V7H120ZM137 9H138L139 12L136 11ZM164 9H162V10L161 9H159V10L157 9V12L160 11L157 15H156V13H157L156 10L155 9L152 10V11L155 10L156 13H154V14L157 17L161 15V17L160 18L158 17L156 20H158V19L161 20V18H163V17L164 18L165 17L169 18L168 17L169 15L166 14L168 12L166 11V9H165L166 12L163 11ZM145 10H146V8H144V10H143L144 13L147 11V10L146 11ZM179 12L178 13L175 12L173 14L174 15L175 14L179 15ZM151 13L152 12H148L147 13V14H150V16L147 15L148 18L151 17ZM160 13H164L163 15H166V16H163ZM128 14H130V12H128ZM141 14H140V16H141ZM169 14L171 15L172 13H169ZM142 15H144V14H142ZM190 15H192V17H189ZM152 16L154 17V15H152ZM171 16H173V15H171ZM138 17H139V14H138ZM153 17H151L152 20L155 19ZM140 18L143 19L142 16ZM146 20H148V19H146ZM146 20H144V22ZM150 20L151 19L149 18V21ZM165 20H166V18L164 19V21L161 20L162 24H161V22L158 23L159 20L157 22H155V23H158V24H155L156 25L155 28L161 30L162 28H160V27L165 22H167ZM135 21H137V23H135ZM191 21L187 22V23L191 24ZM126 22H128V23H126ZM140 22H139V24H140ZM160 24H161V26H160ZM157 25H158V27H157ZM183 25H184V27H183ZM139 27H140V29H139ZM179 27H180V29H179ZM176 29H178V31ZM116 30H117V26H116ZM141 31H142V33H141ZM114 33H115V31H114ZM100 34H102V33H100ZM111 36H113V35H111ZM188 37H190V36H188ZM110 39H113V38H110ZM162 39H164V38L162 37ZM190 40H191V38H190ZM160 41H162L161 38H160ZM204 41H205L206 44L203 43ZM28 42H31V40L30 41L28 40ZM30 44H32V43H30ZM6 45H7V43H6ZM78 45H80V46H78ZM163 45L165 46L164 43L162 44V46ZM203 46H205V48H207V47L210 48V49L207 48L208 49V54H207L208 56L207 55L205 57L204 56H199L198 52H200V51L203 52L204 49H205ZM86 47H87V49H86ZM159 47H161V45ZM189 47H191V46H189ZM118 48L116 50L119 52ZM162 48L165 49V47H162ZM197 48H199V49L202 48L203 50L201 49L200 51H198L199 49H197ZM81 49H82V51H81ZM207 49H205V51H207ZM8 50H9V48H8ZM27 51H28V49H27ZM219 52H222L221 53V59H223V60L226 59L225 61L227 63H229V65H230V66H228L227 63H225V62L222 63L223 61L222 62L220 61L222 63V65L225 64L224 65L225 67H223V69L221 67V69L223 70V71H221L222 73L219 70H215L214 69V66L217 65L216 62L219 63L217 61L219 59V56H220ZM60 53H61V51H60ZM203 54L205 55L206 53H203ZM194 56L196 57V58H194V59H196V61L193 59ZM75 57H79L80 59L79 58H75ZM88 57H90L91 60H94V62L98 61V62H96V64L102 63L104 65L106 64V66H104L102 64L91 66V65H89V58ZM200 57H202L204 59H202ZM228 57L230 58L231 61L229 60ZM74 58L76 59V61L74 60ZM177 59H175V60L177 61ZM191 59H192V61H191ZM179 60H180V58L178 59V62H179ZM193 60H194V62H193ZM203 60L204 61L206 60V62H207V64L204 65L207 68L205 70L206 71L209 70L207 72L204 69H202V68H204L203 64L206 63V62L203 63ZM127 61H128V63H127ZM151 62H153V63H151ZM186 62H187V60H186ZM192 62H193V64H191ZM74 63H76V64H74ZM210 63H212V64L210 65ZM78 64H80V65H78ZM55 65H57V64H55ZM137 65L139 66V68L137 67V69H136ZM53 66H54V64H52V67ZM67 66H66V68H67ZM186 66L187 65H185V67ZM188 66H189V64H188ZM0 67H1L0 70L2 69V71H4V69H7V67L10 68V65L7 64L6 62H3V64L0 65ZM107 67H108V69H107ZM156 67H158V68L156 69ZM163 67H165V68H163ZM208 67H209V69H208ZM53 68H55V67H53ZM218 68L216 67V69H218ZM225 68H226V70H225ZM134 69H135V71H133ZM200 69L204 70V71H202V73H200L199 72ZM100 70H101V72H100ZM64 71H66V69ZM69 71H70V73H68ZM144 71L146 73L147 72L148 73L146 74ZM205 72H206V74L208 73V76L206 75V80H205V76H204ZM99 74H100L101 77H99ZM156 74H160V77L157 75L158 76V78H157ZM0 76L3 78L2 79L0 77L1 78L0 79V85L4 84V86H1L2 90L0 89V103L2 102L4 104L3 107H0V117L2 118L1 120H3V122L1 121L2 124H0V125H3L2 127L0 126V139L1 140L3 139V142L0 140V145H1L0 148L2 146H3V148L8 147L7 144H6L8 142L10 144V146L14 148L15 152H16V150L17 151H19V150L22 151L23 149H20V148L24 145L23 148H26V147L31 148L32 147L30 150L33 149L34 150V154L38 155V152H37L38 151V119H41L42 117H44V115L47 116V117H49V116L51 117L52 116V117H58V118L62 117V118H65V119H70V116H73L72 112L71 111H69V112L68 111L67 112H64V111L61 112L60 111V112L57 113V111H56V110H58L57 108H59V109L62 108V110L65 109L66 108V103L65 104L61 103L60 104L61 106L58 105L59 107L57 105H56L57 106L56 107L54 104H53L54 105L53 106L52 103H50L49 105H51V106H49V108L52 109V110L47 111L45 113L44 112L43 113L39 112L40 110L38 111V108L40 109V107H38V100H37L38 99V97H37L38 96V94H37V92H38V86H37L38 82L33 81V82L29 83L28 81H21V77L24 76V78H25V75L20 76V81L19 80L18 81H14L10 77L8 79V78H6V76L4 74L2 76V73L0 74ZM152 76L153 77L155 76V78H154L155 80L152 78ZM62 77L63 76H61V78ZM174 77H176V76H174ZM159 78H160V80H159ZM6 79L8 81H6ZM51 79H53V81ZM68 79H65V80H67V82H69ZM71 79H72L73 82L71 81ZM156 80L158 81V83H160L159 85L158 84L156 85ZM187 80H186V83H187ZM189 80H188V84H190ZM177 81L181 82V83H178ZM193 81H192V83H193ZM21 82H23V84H21ZM16 83L17 84L20 83L21 85H23V87L25 86L24 90H23V87L19 88L20 86L19 87L13 86L14 84L16 85ZM28 83H29V85H31L33 87L32 90H30L32 87L27 85ZM142 83H144V84H142ZM195 83H193V85H194L193 87H195ZM210 83H211V85H209ZM10 84H12L13 87H11ZM153 84H154V86H153ZM96 85H97V87H99L98 89H100V88L102 89V87H103L102 91H101V89H100V91L98 89L96 90ZM80 86H81V89H83L82 88L83 86L82 85H80ZM151 86H153V87L151 88ZM173 86H174L175 89L173 88ZM15 87L18 88V89L16 90ZM200 87L204 91L203 95H201V90H199ZM9 88H11V89H9ZM133 88L136 89V85ZM150 88H151V90H149ZM13 89H15V90H13ZM21 89H22V92L20 91ZM93 89H94V91H93ZM129 90H130V92H129ZM138 90H140V89H138ZM16 91L17 92L19 91V92L17 93ZM51 91H52V93H51ZM80 91H82V90H80ZM15 92H16V94H15ZM85 92H84V94H85ZM147 92H148V94H147ZM24 93L25 94L27 93V94L25 95ZM67 93H66V95H67ZM173 93L174 94L178 93V94L176 96H174ZM17 94L19 96H16ZM90 94H89V97H91ZM155 94H156V96H157V94L159 96L157 98H155L154 97ZM81 95H83V94H81ZM148 95H149L150 98L153 96L152 99H149ZM15 96L17 98H19V99H22V100L19 101V99H18L17 100L18 102L16 101V103H13L14 105H12V103L10 104V102L12 100H14ZM67 96H69V95H67ZM87 96H88V93L86 94V98H87ZM80 97L81 96H79V98H77L78 100L77 99H73L72 102L73 101L75 102L76 100L78 102H80L81 99L84 100V101L86 100L85 95L82 96L84 99L82 97L80 99ZM141 97L142 98L144 97V98L142 99ZM146 97L148 98V100L150 102V104L148 103L149 104L148 107H147V104L144 103L145 101H148ZM255 98H257V99H255ZM30 99H31V101H30ZM139 99L136 100L138 103H139ZM157 102H158V100H157ZM42 104H44V103H42ZM187 104H186V106H187ZM261 105L262 104H259L258 107H261ZM177 107H179V106H177ZM174 108H172V111H173ZM16 109H17V111H16ZM181 109H182V107H181ZM167 110H168V112H167ZM10 111H12V112H10ZM54 111L57 114H55ZM70 112H71V114H70ZM73 113H76V111H73ZM83 113H84L85 117L83 116ZM91 113H89V111L88 112L84 111V112H81L80 114L77 112V114H79V115L78 116H74V117L76 118V117L82 116V119L85 122L89 121V123H90V121L93 118V115ZM118 113L119 112L116 113V116H117L116 123H117V125H118L119 121H121L120 120V116H119ZM164 113H162V114H164ZM173 114L174 113H172V117L174 116ZM12 116H13V118L17 116L15 119H16V122L18 121L17 122L18 125H17L16 122H14V120L12 121V119L10 118ZM163 116L162 117L157 116L155 122H159L160 121L159 118H161V119H165L166 118V117H163ZM172 117H170V118H172ZM157 119H158V121H157ZM31 120H33V121H31ZM36 120H37V122H36ZM34 121L36 123H33ZM8 122H10V124ZM26 122H28V124ZM78 122H77V124H79ZM85 122H83L84 123L83 127L86 126ZM163 122H165V121H163ZM160 123H161V121H160ZM165 123H167V122H165ZM167 124H169V123H167ZM22 125H25L24 127L28 128V131L30 133H34L35 134L37 132L35 138H30V139H28L29 141L27 140L29 143H26L25 140L23 139V137H21L22 138V140H21L20 136L17 135L20 132L21 129L19 130V128ZM159 125H161V126H159ZM187 125L190 128L185 127ZM32 126L34 128H32ZM4 127H5V129H4ZM158 127L159 128L162 127V124L158 123ZM75 128H77V127L74 126V129ZM101 128L99 130L100 133L98 135H96L98 137L96 139L99 140L100 143L95 141V144L97 142V144H96L97 146L99 145L101 147H106V141H105L106 139H104L105 138L104 137L105 133H104V130H101ZM167 128L165 127V129H167ZM121 130L122 129H120V131ZM168 130L170 131L169 128L167 129V131ZM165 133H167V132H165ZM187 133H189V134H187ZM198 133H200V134H198ZM171 137L172 136H170V139H172ZM6 140H7V142H6ZM92 142L93 141L91 139H89V143H92ZM168 143H167V136L165 138V135L163 137L162 134L161 135L159 134V136H158V134L149 136L148 138H146V140H144L142 142V145H138L139 143L137 144L135 142L134 143L132 142V148L134 149V152L132 153V156L136 157L137 159L149 157L150 161L152 162V165H154V167H153L154 171L155 170H157L156 172H159L160 170L162 171V168H160V166H158V165L163 164V163L167 164V157H166L165 154H163V152L165 151L164 148H167L166 145ZM27 144H30V145H27ZM117 144H118V142H116V146L115 147H117V146L119 147V145H117ZM238 144H239V146H243V144H245V143L239 140V141L236 142V145H238ZM25 145H26V147H25ZM168 145H170V144H168ZM109 149L111 151V149H112L111 146L109 147ZM33 150L29 151L30 154L33 152ZM147 150L152 152L150 156L148 155L150 153H147ZM167 151L168 150H166V152ZM113 153H114V159L115 160L118 159L117 158L118 157L117 156L118 155L117 152L114 151ZM121 155H123V154H121ZM79 159H76V158L72 157V163H74L75 165L78 164V165L81 166V164H82L81 163V159L80 160ZM38 160H39L38 156H36V157L34 156V158H32L30 161H28L26 163L21 161L19 163L20 165L16 166L17 167V168H15L16 170L14 169L15 170L14 171V173H15L14 176H12L11 172H9V175H11L9 177V180H16V181L17 180L18 181L19 180L20 181L23 180L24 181L25 174L27 172H29L28 171L30 169L29 167L33 168V167L36 166L35 168L32 169L33 170L32 171L33 172L32 175L30 174L29 177H25V180L26 179H32L34 181H38V175H37L38 174ZM217 161H219V162H217ZM79 162L81 164H79ZM215 163L222 164L221 166L223 168H221V166H219L220 164L218 165V164H215ZM26 164H29V167H25V166H27ZM82 168L86 169V167L84 165H82ZM25 171H26V173H25ZM138 171L144 172L143 168L142 169L138 168ZM105 172H107V174L110 173L109 176L111 177L112 182L115 183L116 187H118L117 185L122 183L121 182L122 179H120L117 171L116 172H112V171L108 170L105 167ZM22 174H24V177L21 176ZM41 176H42V173H40V177ZM81 177L85 178L83 175ZM161 177L163 178V180L161 179ZM165 181L166 182H170V186H169V183H166ZM117 183H119V184H117ZM9 184H10V182L8 183L7 186L3 185L5 187H4V189L1 188L2 190L0 191V195H1L0 196V202L5 204V205H2L1 210H6L8 212L11 211V213H12V215H13V217H14V219L16 221H19V222L20 221H24L25 225H21L20 226L19 224H15L13 226L14 234H16L19 237V235L24 233L26 230H32L33 229V237L36 238L37 241H38V234L35 233V231H34V226L35 227L38 226V204H37V202H35V201H32V202L30 201L29 202V203H31V205L29 204V208H30V211H32V216L35 215V217L31 216V218H29L27 216V214L22 211L23 203H22V201H20V198H22V199L24 198L23 197L24 193L21 191V188H20V190L18 188V190H19V192H18V191H16L14 189V186H11V184L10 185ZM167 185H168V187H167ZM202 185H204V186H202ZM169 187H171V188H169ZM122 188H123V186H122ZM169 189L170 190L172 189L174 192H172V190L170 191ZM204 189H206V190H204ZM197 190H199L198 191L199 193L197 192ZM205 191L207 193H205ZM12 192H13V194H12ZM20 192H22V193H20ZM167 193H169V195L172 196V197L174 196L173 197L174 200L172 199L173 201L170 202L169 204H167L166 202H163V199H162V198H164V195L165 196L168 195ZM16 195H17V197L19 195V198H17ZM33 199L37 201V199L35 197H33ZM190 199H189V201H190ZM89 200L90 199H88V198H87V200H83V203H82L83 206L87 207L88 205H90L89 204L90 203ZM174 201H176V202H174ZM33 202H35V203L33 204ZM188 202H187V204H188ZM100 203H101L100 204V209L102 208L104 211H106L107 202L103 199V200L100 201ZM162 203H164V204H162ZM194 204H195V208H194ZM13 205H14V207H13ZM162 205H163V207H162ZM164 205H166V206H164ZM172 205H171V207H172ZM111 206L112 205H110V208H111ZM188 208L190 210H188ZM33 209L35 210V212H34ZM112 209L113 208H111V210ZM121 211H122V213L126 212L123 215H125V214L127 215L128 214L127 215L128 217L126 218L129 221L128 223H126L124 220L122 221V223L119 221V219L120 220L123 219V217L120 216V214H122V213L118 214ZM154 213H157V214H154ZM98 215H99V212H98ZM101 216L99 215L98 219H97V216H96V219L94 218V220H97V222H99V221H101L103 219L104 220L106 219L105 215H103L102 217ZM42 217H43V219L44 218L46 219L49 216L47 214H43ZM158 219L160 220V223L158 222L159 221ZM177 219H178V217L176 218V221H177ZM48 220H50V222H51L50 218H48ZM94 220L92 219L90 221H94ZM193 222H194V220H193ZM20 223H23V222H20ZM163 223H165V225H166V222H163ZM175 223H178V221L174 222V224ZM16 225H17V228H16ZM192 226H193V223H192ZM136 230H138V231H136ZM120 233H121V235L119 236ZM125 233H126V231H125ZM125 233L123 231H121V232H119V234H117L118 236L116 235L117 236L116 239L112 238V237L111 238L115 239V241L117 243H118L117 240H119V243L120 242L123 243V241H124L123 238H125V236H126V234H128V232L126 234ZM122 235L124 237L121 239ZM149 235H150V237H151V235H153L152 236L153 238L151 237L152 239H150V240H148L149 239ZM154 235L156 237L158 236L157 237L158 239L154 238ZM40 236H42V234H40ZM118 237H120V238H118ZM84 240H85V242H87L86 238ZM120 240H123V241H120ZM125 241H124V243H125ZM186 241H187V239H186ZM192 241H193L194 244L192 243ZM84 244H85V248L87 249L86 246H88L89 243L87 242V243H84ZM179 244H181V245L183 244L184 246L183 245L179 246ZM121 245H123V244H121ZM185 246L188 249H184ZM182 247H183L184 250L181 249ZM63 248L60 247L59 248L60 249L59 252H61V251L64 252L65 248L64 249ZM173 248H174V250H173ZM86 249H85V251H86ZM189 250H190V252H188ZM195 250H194V252H195ZM168 251H169L170 254L168 253ZM35 252L37 253L38 249ZM152 252H153V255H152ZM163 252H165V253H163ZM52 253H54V249L51 250V254ZM130 253H131V251H130ZM162 253L165 254L166 256H163ZM171 253L174 254V255H172ZM35 254L34 253H33V255L31 254L33 257L32 256L30 257L31 258V262L29 264H38V257ZM170 255H172L173 257L170 256ZM182 256H184V257H182ZM165 257H166V259H165ZM197 257H198V259H197ZM185 258H186V260H184ZM171 262L172 261H170L169 263H171ZM65 264H69V263L66 261ZM109 264H110V262H109Z\"/></svg>",
  "mask_w": 264,
  "mask_h": 264
},
{
  "label": "flooded vegetation",
  "instance_id": "flooded-vegetation-1",
  "mask_svg": "<svg viewBox=\"0 0 264 264\" xmlns=\"http://www.w3.org/2000/svg\"><path fill=\"white\" fill-rule=\"evenodd\" d=\"M88 58H89V57H88ZM74 64H76V63H74ZM98 64H102V63H98ZM98 64H96V63H92L91 58H89V65L94 66V65H98ZM102 65H104V64H102ZM104 66H105V65H104ZM54 67H55V68L52 67V68H53L52 70H56V65H54ZM93 70H94V69H93ZM56 71H57V70H56ZM58 72H59V71H58ZM93 76H94V75H93ZM60 77H61V76H60ZM60 77L53 78V79H58V78H60ZM93 79H94V78H93ZM69 81H70V80H69ZM61 83H62V82H61ZM61 83H60V84H61ZM79 83H80V82H77V83L75 84L77 87H79V88H78V89H79V94H75L74 91H68V94H67V95H69V96H67V95L64 96V97H66V99H67V98H70V99L73 100V99H77V98L79 97V95H80V93H81V92H80L81 86H79V85H81V83H80V84H79ZM56 85H59V83H58V84H55V86H56ZM65 85H68V88H71V87H72V86H70V83H69V84H65ZM69 86H70V87H69ZM69 90H70V89H69ZM59 93H60V92H58V91L55 92L56 99L59 98V96H60V95L58 96ZM62 94H64V93H61V95H62ZM55 95H54V97L52 98V100H55ZM64 95H65V94H64ZM70 95H71V96H70ZM64 97H63V96H62V97L60 96V98H63V99H64ZM60 98H59V99H60ZM61 103H62V102H61ZM61 103H60V104H61ZM63 103H64V102H63ZM60 104H59V105H60ZM64 104H65V103H64ZM58 107H59V106H58ZM72 115H73V116H77L78 114H77V113H72ZM73 116H70V117H73ZM83 116H84V113H83ZM84 117H85V116H84ZM33 119H34V118H33ZM13 207H14V205H13Z\"/></svg>",
  "mask_w": 264,
  "mask_h": 264
}]
</instances>
